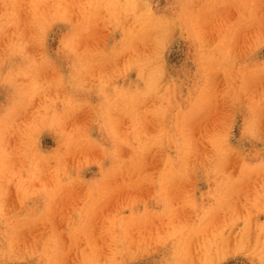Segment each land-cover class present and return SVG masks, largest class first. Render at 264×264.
I'll use <instances>...</instances> for the list:
<instances>
[{
    "label": "rangeland",
    "instance_id": "374dc122",
    "mask_svg": "<svg viewBox=\"0 0 264 264\" xmlns=\"http://www.w3.org/2000/svg\"><path fill=\"white\" fill-rule=\"evenodd\" d=\"M0 264H264V0H0Z\"/></svg>",
    "mask_w": 264,
    "mask_h": 264
}]
</instances>
